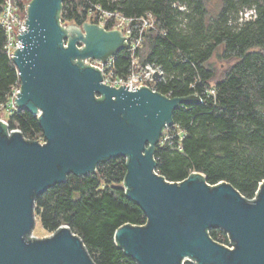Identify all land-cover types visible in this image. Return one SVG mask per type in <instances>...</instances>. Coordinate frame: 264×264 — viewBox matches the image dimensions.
Wrapping results in <instances>:
<instances>
[{
  "label": "water",
  "instance_id": "1",
  "mask_svg": "<svg viewBox=\"0 0 264 264\" xmlns=\"http://www.w3.org/2000/svg\"><path fill=\"white\" fill-rule=\"evenodd\" d=\"M63 1L30 2L23 47L12 56L21 86L15 106L38 117L45 141L0 119V264H97L68 224L33 236L35 202L70 175H88L117 157L127 159L126 194L147 217L115 231L137 264H264V180L249 200L230 182L211 185L200 171L182 181L157 171L156 147L174 111L202 97L104 83L85 60L107 63L129 49L128 37L93 22L63 24ZM161 76L157 71L154 79ZM211 229L227 233L233 248L213 239Z\"/></svg>",
  "mask_w": 264,
  "mask_h": 264
},
{
  "label": "trees",
  "instance_id": "2",
  "mask_svg": "<svg viewBox=\"0 0 264 264\" xmlns=\"http://www.w3.org/2000/svg\"><path fill=\"white\" fill-rule=\"evenodd\" d=\"M4 2L0 0V17ZM96 5L127 17L153 13L155 27L145 31L136 58L163 70L156 91L169 97L195 93L203 99L174 111V124L165 129L156 147L157 171L169 181L200 171L211 185L227 181L253 199L264 180V0H64L59 18L62 23H96L90 12ZM249 11L250 17H245ZM6 44L0 22V110L20 86L19 69ZM218 50L231 64L211 93L216 71L210 60ZM114 65L116 74H130L131 52L118 53ZM13 110L5 124L8 129H20L31 140L44 137L36 115ZM126 172L125 157L110 158L95 172L72 174L65 183L54 185L35 202L43 227L54 232L68 224L97 264H137L115 239L120 226L147 222L144 211L126 194ZM209 233L230 244L222 230Z\"/></svg>",
  "mask_w": 264,
  "mask_h": 264
},
{
  "label": "built area",
  "instance_id": "3",
  "mask_svg": "<svg viewBox=\"0 0 264 264\" xmlns=\"http://www.w3.org/2000/svg\"><path fill=\"white\" fill-rule=\"evenodd\" d=\"M31 1L32 0H5L4 2L0 22L7 34L6 50L11 57L18 47H23V42L19 35L28 29V7ZM90 12L97 19V24L109 30H120L128 37L130 43L128 50L133 56V69L132 72L126 76L116 74L114 57L110 58L107 63L98 59L89 58L85 60V64L99 68L103 73V82L108 85L120 87L122 84H130L128 88L131 90L145 85L155 90V83L158 80L154 79V74L159 71L162 74V78L163 70L155 63L148 62L143 65L135 56L137 50L142 47L145 31L151 27H155V15L151 12H147L141 17H127L118 10H106L100 5H96L95 9H92ZM108 25H110V28L107 27ZM20 90L21 86L16 87L12 92L11 101L14 105L15 97ZM225 234L230 244L224 245L233 248L229 235L227 233Z\"/></svg>",
  "mask_w": 264,
  "mask_h": 264
},
{
  "label": "rangeland",
  "instance_id": "4",
  "mask_svg": "<svg viewBox=\"0 0 264 264\" xmlns=\"http://www.w3.org/2000/svg\"><path fill=\"white\" fill-rule=\"evenodd\" d=\"M252 13V11H249L247 13H244L245 17H250V14ZM90 22V21H88ZM94 23V22H93ZM63 24H71V23H63ZM210 64L211 66L215 69L216 71V78L215 80H213L210 84V90L209 92L213 93L214 92V85H215V81L216 79L220 78L222 76V74L224 73V71L227 69V67L231 64L229 61L225 60L222 58L221 56V50H218L213 57L210 60ZM17 107L11 102H9V104L6 105H2L1 106V110H0V119L6 121L7 123L9 122L10 116L13 113V109H16ZM41 142L45 141V137L38 135L37 139ZM53 232L47 230L46 228L43 227L41 221H40V216L37 215V224L36 227L33 231V236L35 237H39V238H43V237H47L49 235H51Z\"/></svg>",
  "mask_w": 264,
  "mask_h": 264
}]
</instances>
